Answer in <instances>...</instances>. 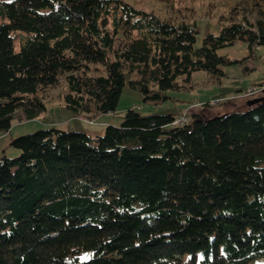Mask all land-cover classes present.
Wrapping results in <instances>:
<instances>
[{"label": "trees", "instance_id": "1", "mask_svg": "<svg viewBox=\"0 0 264 264\" xmlns=\"http://www.w3.org/2000/svg\"><path fill=\"white\" fill-rule=\"evenodd\" d=\"M262 1L197 47L194 19L125 0H0V131L42 114L39 92L62 79L60 99L89 118L117 109L127 73L153 102L195 71L221 82L234 60L219 49L264 46ZM176 116L130 108L101 135L13 138L19 155L0 157V264H264V99Z\"/></svg>", "mask_w": 264, "mask_h": 264}, {"label": "rangeland", "instance_id": "2", "mask_svg": "<svg viewBox=\"0 0 264 264\" xmlns=\"http://www.w3.org/2000/svg\"><path fill=\"white\" fill-rule=\"evenodd\" d=\"M137 8L153 11L161 18L170 17L176 20L194 19L197 24V39L195 46H200L208 33H218L224 23L239 19L245 12L254 17L249 11L254 0H241L239 14L230 11L240 0H125ZM264 7V0L262 1ZM246 7V9H244ZM221 54L234 60L233 63L223 64L226 75L221 82L213 80L205 71L192 73L190 81L179 79L181 87L167 91L168 98L160 101H145L141 91L129 84L134 74H126V83L123 88L117 109L114 112L99 113L95 117L85 115L76 116L73 111L58 96L66 90V82L61 80L56 87L42 89L39 94L44 96L46 110L38 117L19 121L13 120L8 131H0V157H16L20 151L11 141L18 136L32 133L38 129L56 126L63 129L83 130L91 135H101L109 124L120 125L126 111L135 108L144 115L148 114H182L197 112L203 119L227 111L240 108L242 95L250 98L258 97L263 90L254 95H248L250 88L258 89L264 81V46H260L253 53L250 52L245 40L239 39L234 44L219 49ZM101 73H106L100 64ZM263 85H260L262 87ZM264 89V87H263Z\"/></svg>", "mask_w": 264, "mask_h": 264}, {"label": "built area", "instance_id": "3", "mask_svg": "<svg viewBox=\"0 0 264 264\" xmlns=\"http://www.w3.org/2000/svg\"><path fill=\"white\" fill-rule=\"evenodd\" d=\"M264 87V85L262 87H259L258 89L256 88H251V90L249 91L248 95H254L256 94L259 90H261L262 88ZM191 120L189 114L187 111H185L184 113L182 114H179L176 116V118H174L173 120V124L174 125H185L187 123H189Z\"/></svg>", "mask_w": 264, "mask_h": 264}, {"label": "water", "instance_id": "4", "mask_svg": "<svg viewBox=\"0 0 264 264\" xmlns=\"http://www.w3.org/2000/svg\"><path fill=\"white\" fill-rule=\"evenodd\" d=\"M264 99V96H259V97H255V98H250L248 101H247V104L248 105H251V104H254L258 101H261Z\"/></svg>", "mask_w": 264, "mask_h": 264}, {"label": "crops", "instance_id": "5", "mask_svg": "<svg viewBox=\"0 0 264 264\" xmlns=\"http://www.w3.org/2000/svg\"><path fill=\"white\" fill-rule=\"evenodd\" d=\"M260 87V85H258V88ZM262 90H263V92L259 95V96H262V95H264V89L262 88ZM258 96V97H259ZM242 97V102H241V104H240V107H243V106H245L246 105V103H247V100L249 99V98H247V97H245V95H242L241 96Z\"/></svg>", "mask_w": 264, "mask_h": 264}, {"label": "bare ground", "instance_id": "6", "mask_svg": "<svg viewBox=\"0 0 264 264\" xmlns=\"http://www.w3.org/2000/svg\"><path fill=\"white\" fill-rule=\"evenodd\" d=\"M251 90V88L249 89V91Z\"/></svg>", "mask_w": 264, "mask_h": 264}]
</instances>
